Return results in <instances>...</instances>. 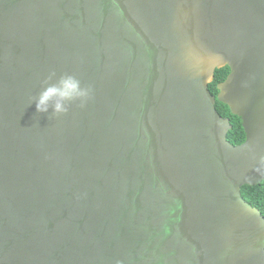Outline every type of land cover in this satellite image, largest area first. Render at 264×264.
I'll use <instances>...</instances> for the list:
<instances>
[{"label":"water","instance_id":"1","mask_svg":"<svg viewBox=\"0 0 264 264\" xmlns=\"http://www.w3.org/2000/svg\"><path fill=\"white\" fill-rule=\"evenodd\" d=\"M261 181L264 0H0V264H264Z\"/></svg>","mask_w":264,"mask_h":264},{"label":"clouds","instance_id":"2","mask_svg":"<svg viewBox=\"0 0 264 264\" xmlns=\"http://www.w3.org/2000/svg\"><path fill=\"white\" fill-rule=\"evenodd\" d=\"M90 87L81 85L73 75L64 74L57 77L55 72L45 79L41 90L30 99L37 113H49L61 116L69 111L70 106L79 102L83 106L91 97Z\"/></svg>","mask_w":264,"mask_h":264},{"label":"trees","instance_id":"3","mask_svg":"<svg viewBox=\"0 0 264 264\" xmlns=\"http://www.w3.org/2000/svg\"><path fill=\"white\" fill-rule=\"evenodd\" d=\"M229 70L230 69L227 65L215 69L213 79L208 83L210 93L215 96L217 95V83L225 79ZM215 107L221 116L229 118L232 125L226 133L227 140L234 145L242 143L245 139V133L243 131L240 118L237 115L232 114L228 105L222 103L217 98ZM241 192L244 199L252 206L257 207L264 216V181L255 185H243L241 187Z\"/></svg>","mask_w":264,"mask_h":264}]
</instances>
